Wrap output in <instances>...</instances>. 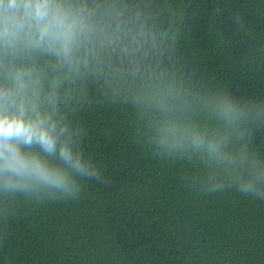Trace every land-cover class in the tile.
I'll list each match as a JSON object with an SVG mask.
<instances>
[{
	"label": "trees",
	"instance_id": "trees-1",
	"mask_svg": "<svg viewBox=\"0 0 264 264\" xmlns=\"http://www.w3.org/2000/svg\"><path fill=\"white\" fill-rule=\"evenodd\" d=\"M114 2L157 33L156 72L177 86L190 122L224 131L210 107L221 97L250 109L228 145L246 159L167 150L158 113L110 87L104 70L9 56L0 82L8 64L31 71L42 107L67 126L94 174L73 173L68 192L0 187V264H264V0ZM253 164L260 180L246 193L240 175Z\"/></svg>",
	"mask_w": 264,
	"mask_h": 264
},
{
	"label": "clouds",
	"instance_id": "clouds-1",
	"mask_svg": "<svg viewBox=\"0 0 264 264\" xmlns=\"http://www.w3.org/2000/svg\"><path fill=\"white\" fill-rule=\"evenodd\" d=\"M156 36L141 16L117 11L114 0L108 6L103 0H0V62L40 53L77 74L104 70L110 87H126L137 103L158 113L156 138L167 150L191 149L217 163H243V153L228 151L229 133L250 109L221 97L210 107L224 131L190 122L182 115L187 101L177 86L156 72ZM37 84L31 71L7 65L0 82V187L68 192L73 173L94 174L92 161L73 148L67 126L42 107ZM255 168L241 173V191L256 193L260 173Z\"/></svg>",
	"mask_w": 264,
	"mask_h": 264
}]
</instances>
